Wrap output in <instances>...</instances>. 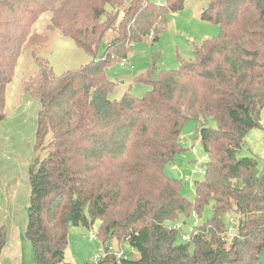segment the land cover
<instances>
[{
  "label": "trees",
  "instance_id": "16d2710c",
  "mask_svg": "<svg viewBox=\"0 0 264 264\" xmlns=\"http://www.w3.org/2000/svg\"><path fill=\"white\" fill-rule=\"evenodd\" d=\"M186 3L0 0V122L20 56L48 42L33 28L44 12H52L47 29L93 56L56 75L34 53L38 71L23 83L39 102L34 151H45L28 170L25 235L34 264H67L70 227L92 229L97 219L105 253L94 264H264V169L255 156L239 155L248 133L262 126L264 0H208L200 17L219 25V34L202 40L195 58L179 57L177 68L141 74L151 86L143 96L110 99L116 84L107 67L128 60L138 42H157L168 15ZM189 119L207 153L193 200L166 173L183 150ZM207 206L211 217L183 241L175 226ZM8 235L0 225V256ZM125 241L136 255L114 253V242Z\"/></svg>",
  "mask_w": 264,
  "mask_h": 264
},
{
  "label": "rangeland",
  "instance_id": "374dc122",
  "mask_svg": "<svg viewBox=\"0 0 264 264\" xmlns=\"http://www.w3.org/2000/svg\"><path fill=\"white\" fill-rule=\"evenodd\" d=\"M153 1L164 3V0ZM207 4L208 0H187L184 10L168 15V26L157 42L151 39L140 41L134 45L128 60L108 66L107 76L116 84L110 99L119 100L127 91L141 97L151 89L148 83L140 80L141 74L177 68L179 57L195 58L196 48L202 40L217 36L220 32L219 25L200 17ZM51 19L52 12L48 11L35 23V32L46 33L48 42L24 50L6 89V118L0 122V225H5L11 231V239L3 250L0 264L35 263L32 245L25 235L31 190L28 170L32 159L43 157L45 151H34L39 102L23 88L24 81L38 71L34 53L47 59L56 75L89 63L93 57L73 39L47 29ZM102 53L103 50H100L98 55ZM209 124L215 126L212 119ZM261 124V127L248 133L239 155L255 156L260 168L264 169V109ZM198 134L197 122L187 120L183 127V150L166 165L167 175L182 181V194L190 200L195 198L194 182L204 179V163L207 159ZM85 213L89 215L88 209ZM193 215L195 218L189 219L190 224L194 221L203 223L212 215L211 206L206 207L201 217ZM99 225L100 220L97 219L92 229L83 224L70 227L65 253L67 264H94L95 257L105 253L103 244L97 238ZM184 231L187 232L188 227ZM178 240L182 241L180 237ZM112 247L118 255L137 254L126 241L122 247L117 242ZM260 260L264 263V250Z\"/></svg>",
  "mask_w": 264,
  "mask_h": 264
},
{
  "label": "built area",
  "instance_id": "2783aa9c",
  "mask_svg": "<svg viewBox=\"0 0 264 264\" xmlns=\"http://www.w3.org/2000/svg\"><path fill=\"white\" fill-rule=\"evenodd\" d=\"M197 218V217H196ZM232 220V219H231ZM197 225V221H194L192 224H182V223H179L177 224L175 227L176 229L178 230H181V237H182V240L183 241H187L190 237V233L194 232L195 231V226ZM188 227V231H184V228ZM235 233V230L233 227H230L229 230L227 231V235L228 236H233ZM102 256V255H101ZM100 255L96 256L95 257V262L97 263L98 260L100 259L101 257ZM119 257L123 256L122 254H119L118 255Z\"/></svg>",
  "mask_w": 264,
  "mask_h": 264
},
{
  "label": "crops",
  "instance_id": "0c3cea01",
  "mask_svg": "<svg viewBox=\"0 0 264 264\" xmlns=\"http://www.w3.org/2000/svg\"><path fill=\"white\" fill-rule=\"evenodd\" d=\"M200 15H201V13H200ZM8 231H9V230H8ZM8 234H9V235H8V242H7V244H9L10 239H11V238H10L11 231H9ZM7 244H6V246L4 247V249H5L6 247H8ZM4 249H3V250H4ZM2 253H3V252H2ZM0 259H1V256H0Z\"/></svg>",
  "mask_w": 264,
  "mask_h": 264
}]
</instances>
